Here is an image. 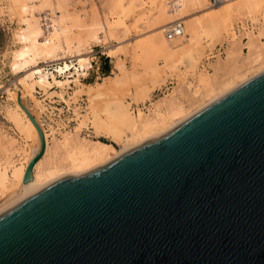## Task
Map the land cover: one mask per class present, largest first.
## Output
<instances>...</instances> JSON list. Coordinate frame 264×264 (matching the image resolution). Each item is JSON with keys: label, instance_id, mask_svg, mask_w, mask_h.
Segmentation results:
<instances>
[{"label": "water", "instance_id": "95a60500", "mask_svg": "<svg viewBox=\"0 0 264 264\" xmlns=\"http://www.w3.org/2000/svg\"><path fill=\"white\" fill-rule=\"evenodd\" d=\"M0 264H264V69L0 212Z\"/></svg>", "mask_w": 264, "mask_h": 264}, {"label": "bare ground", "instance_id": "6f19581e", "mask_svg": "<svg viewBox=\"0 0 264 264\" xmlns=\"http://www.w3.org/2000/svg\"><path fill=\"white\" fill-rule=\"evenodd\" d=\"M159 1L161 16L167 17L166 21L157 24L154 30L156 35L153 38L151 36L152 39L138 40L135 47L132 45V52L137 57L141 52L144 53H141L143 56L151 50L156 59L145 62V71L141 74L131 71L120 59L111 75L95 83H84L81 80L94 66L93 44L103 43L105 49H108L109 45L104 41L117 30L118 21L109 17H96L98 14L89 20L79 9L73 11L70 8V0H24L25 3L19 10L14 8L15 13L25 12L19 17L20 25L14 34L19 44L12 52L13 71L22 73V76H19V84L15 88H6L9 104L6 106L5 116L17 136L4 134L0 138V151L9 162L17 155L24 161L21 165L14 166L11 174L7 166L0 168V199L7 198L0 206V212L62 176L97 167L144 140L164 133L213 99L264 69L263 10L255 17L240 21H251L253 24L251 27L244 25L242 32L236 31V25L240 22L235 25L233 35L243 38L237 39L241 40L244 47L236 39L237 42L231 41L228 51L227 60H234L236 53H246L244 49H249L245 59L252 64L250 69L234 70L230 76L219 80L218 65L221 59H218L215 72L200 73L197 86L192 90L193 99L190 103L187 101L189 105L170 93L153 100L148 108L150 113H146L140 103L150 97L152 86L164 80L169 71L177 67L180 55L189 56L190 64L195 68L206 48L203 42L205 29L207 36L215 39L221 34L218 22L222 20L220 24L224 22V30L229 32L223 8L228 6L230 0H213L210 5L209 0ZM246 5L248 10L258 13L264 6V0H248ZM177 25L183 27L181 34L168 38L167 33L174 31ZM244 39L248 41L243 42ZM118 47L125 51L123 42H119ZM134 55L132 56L137 59ZM159 58H163L164 64L158 62ZM72 83L76 86L73 94L85 96L87 105L83 113L78 112L80 119L75 132L70 130L58 139L55 136L56 130L47 125L43 118L46 103L38 98L36 91L41 88L47 96L58 93L67 101L64 93ZM193 85L191 82L188 88ZM56 88L60 90L52 91ZM24 107L40 127L45 141L44 152L35 162L32 179L28 182H23L25 170L40 148V137ZM85 127L93 129L97 137H104L110 142L101 139L81 140L80 132ZM53 142L58 143L62 151H57L54 160L42 167ZM112 142L119 143L121 147H115Z\"/></svg>", "mask_w": 264, "mask_h": 264}, {"label": "rangeland", "instance_id": "374dc122", "mask_svg": "<svg viewBox=\"0 0 264 264\" xmlns=\"http://www.w3.org/2000/svg\"><path fill=\"white\" fill-rule=\"evenodd\" d=\"M210 1L212 2L213 0H209V5ZM15 2L18 4V6H16ZM70 2V8L73 11L79 9L80 13L86 16L89 20L98 14L96 17H109L111 20L119 22L117 25V30L113 32V34L111 33V37L104 41L107 45H109L108 49H105L103 43L93 44L94 58L92 61L94 66L89 71L87 76H83L81 78L82 82L95 83L99 80L101 81L103 77L111 75L115 70L114 68L117 65V61L120 59H122L120 61L124 62L126 67H128L131 71L135 70L138 74H141L145 71L144 67L147 64L145 62L154 61L156 59L155 55L153 54L154 52H151V50H149L150 52L147 51L146 55L143 56L141 55V52L138 57L137 55H134L132 50L134 51V47L136 46L135 44H137L136 42H139L140 40H147V38L149 40L151 36L153 38L156 35L154 30H156L155 28L157 24L164 22V20L166 21L167 17L161 16L159 0H70ZM247 2L248 0H230V3L228 6H226L229 10L226 9V7L223 8L226 12L229 32L224 30V22H222L223 24H220L222 21L220 19L218 25L220 27L221 34L218 37L212 39L207 36V29L204 30L205 34L203 42L206 45V48L204 53L199 58L198 63L196 66H194L195 68H193V65L190 64L191 60H189V56H179L180 59L176 62L178 65L172 70L173 72L169 71V74L164 80L152 86L150 97L143 103H140V106L144 108L146 113H150V109L148 108L151 107L150 104L153 100H157L158 98L170 93L175 94L178 98H181L180 100L183 101L185 105H189L188 102L190 103L193 99L192 90H195L197 86L200 73L203 71H208L207 73L215 72L217 67L216 60L218 59H221V62L218 65V67H220L219 80L230 76L234 70L244 71L252 67V64L249 63V60L245 59L246 53H249V49H244V52L246 53H236L234 60H227L231 41L235 40L233 42H237V40H240L237 38H241L243 40L241 36L236 37L237 35H233L235 25L246 18L259 15V13L264 10L263 6L258 13L251 12L248 10L249 8L246 5ZM24 3V0H0V138H2L4 134L17 136L15 130L11 128V123L8 122L5 116L6 106L9 104L6 88H15V85L19 84V76H22V73L17 74L13 71L12 52L19 44L17 43L18 41H16L17 39L14 35L15 31L20 25L19 17L22 14H25V12L19 14L15 13V9L16 11L19 10L24 5ZM124 30L128 31L125 32ZM145 35L147 36L145 37ZM246 41L248 40L244 39L243 42ZM119 42H123L125 51H122V49L118 47ZM239 44L241 47H244L241 40ZM218 46L221 47L223 54L220 53ZM132 55L137 57V59ZM139 57H142L143 60ZM133 59H136V61H133ZM177 59H175V61ZM134 62L135 64L137 62L136 67L134 66ZM158 62L160 64H164L163 58H159ZM191 82H193L194 85L189 89L188 87ZM74 86L75 83H72L64 93L67 101L63 100L58 93H53L50 96H47L41 88L37 89L36 91L38 98L42 99L44 104L46 103L45 105L47 109L43 114V118L47 125L53 127L54 131L56 130L55 136L58 139H61L63 134L70 130L71 132H75V126H77L80 119L78 112L83 113L87 105L85 96L73 94V89L75 90L76 88V86ZM54 90L59 91L60 89H52V91ZM189 97H191V99ZM29 102L32 104L31 100H29ZM80 136V139L83 141L101 139L103 141L110 142L104 137H97L93 132V129H88L87 127L82 129ZM112 143L117 148L121 147V145L117 142ZM57 151L61 152L62 150L59 149L58 143L53 142L49 156L45 160V163L42 167L47 166L54 160ZM5 158L6 156L2 153V151H0V168L3 169L5 166H7L10 174L14 166H17V164L21 165L24 161L22 157H19V155L15 156L12 162L7 161ZM3 199H0V206L3 205L7 200V198Z\"/></svg>", "mask_w": 264, "mask_h": 264}, {"label": "built area", "instance_id": "2783aa9c", "mask_svg": "<svg viewBox=\"0 0 264 264\" xmlns=\"http://www.w3.org/2000/svg\"><path fill=\"white\" fill-rule=\"evenodd\" d=\"M244 25H246L247 27H251L253 24H252L251 21H245L244 23L240 22L238 25H236L237 33H240V32H242L244 30ZM182 31H183L182 25H177L176 29L174 31L167 33V37L171 38L172 36L179 35V34H181ZM218 48L220 49V53L223 54L222 53L223 51L221 50V47L218 46Z\"/></svg>", "mask_w": 264, "mask_h": 264}]
</instances>
